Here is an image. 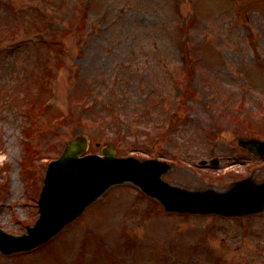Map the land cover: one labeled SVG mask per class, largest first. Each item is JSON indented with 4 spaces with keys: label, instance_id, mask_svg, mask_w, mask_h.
<instances>
[{
    "label": "rangeland",
    "instance_id": "1",
    "mask_svg": "<svg viewBox=\"0 0 264 264\" xmlns=\"http://www.w3.org/2000/svg\"><path fill=\"white\" fill-rule=\"evenodd\" d=\"M58 1L65 5L48 4L44 15L63 20L64 27L79 26L58 57L35 41L38 31L32 28L41 25L44 17L37 7L46 0L0 3V221L7 230L20 234L34 223L46 166L70 139L86 132L89 151H101L105 133L90 120L101 121L115 108L108 102L115 99L112 95H118L117 102H123L122 95L143 99V108L147 101L161 100L149 86L143 87V70L148 77L150 71L167 77L166 68L157 64L161 58L181 82L194 73L191 85L198 91L189 107L179 111L190 120L176 121L172 131L165 128L161 142L155 140L161 117L149 110L143 119L151 130L144 136L149 144L139 147L160 150L161 157L171 150L170 156L180 162L166 178L188 186L223 188L255 171H245L246 165L232 159L205 172L197 159L209 157L213 145L217 154L244 156L237 140L247 135L244 127L254 121L252 113L259 121L253 125L262 128L259 135L264 137V0H82L77 9L68 7L69 0L52 4ZM183 22L190 27L183 49L189 62L178 52L185 42ZM223 102L233 104L230 113L214 108ZM35 103L41 106L36 111ZM130 103L127 113L137 112ZM241 103L243 114L235 108ZM237 116L243 117L239 132ZM138 127L133 124L125 139L124 154L148 155L133 148L132 133H139ZM110 129L120 126L106 131ZM205 130L216 132L210 144ZM254 163L260 165L257 178L263 179L264 162ZM85 213L38 252L18 259L0 256V264H264V214L168 215L158 201L128 185L109 190Z\"/></svg>",
    "mask_w": 264,
    "mask_h": 264
},
{
    "label": "water",
    "instance_id": "2",
    "mask_svg": "<svg viewBox=\"0 0 264 264\" xmlns=\"http://www.w3.org/2000/svg\"><path fill=\"white\" fill-rule=\"evenodd\" d=\"M253 148L264 153L263 144H255ZM85 149L86 146H71L61 159L52 162L41 199V218L26 236L16 237L0 230V247L4 251L31 249L48 240L109 186L119 182L135 183L161 200L170 211L243 215L264 209V182L256 184L248 179L224 192L189 190L161 178L167 168L163 162L136 158L123 160L115 156L114 150L108 149L103 157L90 155L79 158L78 153ZM90 163L92 165L86 167ZM53 179L57 188L52 185ZM66 180L70 190H63L60 186Z\"/></svg>",
    "mask_w": 264,
    "mask_h": 264
},
{
    "label": "bare ground",
    "instance_id": "3",
    "mask_svg": "<svg viewBox=\"0 0 264 264\" xmlns=\"http://www.w3.org/2000/svg\"><path fill=\"white\" fill-rule=\"evenodd\" d=\"M93 161V160H92ZM92 165V163H90L88 166H86V167H89V166H91ZM54 180V179H53Z\"/></svg>",
    "mask_w": 264,
    "mask_h": 264
}]
</instances>
